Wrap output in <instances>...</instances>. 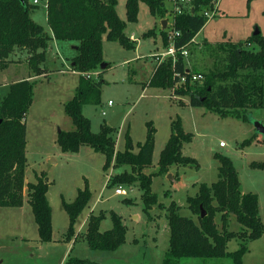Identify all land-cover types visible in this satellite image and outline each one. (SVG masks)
<instances>
[{
	"label": "rangeland",
	"instance_id": "374dc122",
	"mask_svg": "<svg viewBox=\"0 0 264 264\" xmlns=\"http://www.w3.org/2000/svg\"><path fill=\"white\" fill-rule=\"evenodd\" d=\"M29 1L34 5V0ZM46 1L40 0V4L31 11L33 20L45 28L48 26ZM126 4L127 0H119L118 14L127 22L126 33L135 34L139 44L135 49H127L119 42L104 37V63L107 66L90 73L92 79L104 81L101 103L86 105L83 112L91 120L92 131L96 134L105 123L109 124L122 114L115 127L118 151L125 150L127 133L135 145L144 143L148 123H153L156 129L154 164L145 169V173L154 177L153 191L159 197L160 206L155 205L149 214L145 212L139 183L110 186L111 178L125 171L131 172V167L115 168L112 164L105 171V156L88 146L82 147L78 153L62 152L58 144L60 131L75 129L65 105L74 98L79 85L80 75L73 69L70 58L78 51L68 45L63 48L61 44L63 53L70 54V59L64 62L51 45L43 65L44 73L34 79V100L26 119L28 167L25 183H36L38 176L45 177L50 183L48 198L53 210V241H41L26 187L25 202L28 203L23 209L0 208V264H63L70 256L99 264H161L170 247L167 209L172 202H176L183 216L197 219L187 199L198 193L202 183L211 185L219 180L220 162L215 158L216 154L232 159L244 193L259 196L260 217L264 223V170L251 166L254 162H264V137L254 124V121L264 124V108L249 110L248 121L231 115L223 117L205 107H193L189 97H174L171 90L149 86L157 63L167 49L164 47L163 52H158V47L162 50V36H144L156 25L160 29L158 32H162L163 27L145 3L140 5L138 22H128ZM167 8L168 13L161 20L170 22L167 29L170 32L175 15L173 3L168 2ZM257 30L264 37V0H221L217 15L208 21L198 37L203 47L196 43L188 49V67L197 74L214 69L219 55L216 45L245 43ZM150 33L156 34L155 31ZM29 58L27 52L19 50L11 56L13 62L9 67L0 69V101L14 80L32 74ZM128 60L131 62L127 63ZM178 119H181L185 132L193 134V141L184 146V154L195 158L198 163L194 166L175 165L158 176L161 153L172 134V125ZM248 141L252 142L246 144ZM221 142L227 146L220 147ZM86 184L93 196L75 225L76 235L69 241L70 218L63 202H74ZM121 187L127 191V196L117 195L116 190ZM101 212L106 214L101 224L102 232L113 228L111 212L123 217L127 237L117 251L93 250L85 239L90 216ZM217 224L220 229L223 228L220 215ZM240 228L232 216L229 230L240 232ZM241 242L239 239L232 240L228 244V252L237 251ZM248 248L243 263L264 264V236L248 241ZM181 263L233 264V260L228 257L183 259Z\"/></svg>",
	"mask_w": 264,
	"mask_h": 264
},
{
	"label": "trees",
	"instance_id": "16d2710c",
	"mask_svg": "<svg viewBox=\"0 0 264 264\" xmlns=\"http://www.w3.org/2000/svg\"><path fill=\"white\" fill-rule=\"evenodd\" d=\"M172 0H127V20L138 22L141 3L147 4L152 16L164 19L167 4ZM48 24L52 37L44 26L31 16L34 5L29 0H0V69L13 62L11 56L19 50L30 55L31 78L44 73L50 42H77L78 54L73 58V69L80 73L79 85L74 98L65 105L75 129L61 131L58 144L64 153H78L84 146L105 156L104 170L113 167H131L111 178L110 186L140 184L146 213L159 205V197L153 191V175L145 169L153 166L156 129L148 123L144 143L134 144L126 135L124 151L116 149L117 128L105 123L99 133L92 131V123L84 115V106L101 103L104 81L92 79L87 74L104 63V37L119 42L127 49L136 44L126 33L127 22L118 14L119 0H48ZM194 12L174 15L170 32L162 30L166 49L170 47V36L174 32L176 60L169 57L157 63L149 86L171 90L174 96L189 97L193 107H205L221 116H236L248 121L249 110L264 108V37L252 35L245 43L218 44L215 68L204 75L202 83H191L194 73L182 54L183 48L196 44L193 40L208 23L205 12L211 10V0H193ZM148 32L144 37H150ZM251 44L252 49L246 48ZM246 46V47H245ZM177 74L187 77V83L178 85ZM36 81L26 79L12 83L0 101V208H21L25 203V188H28L29 204L38 224L40 239L44 243L53 241V210L48 198L50 183L43 176L36 183H25L28 167L27 115L33 104ZM193 141V134L185 132L181 119L172 125V134L161 153L157 175H163L175 165L194 166L197 160L184 154V146ZM252 142V141H251ZM245 142L246 144L251 143ZM138 148V151H136ZM220 162L219 180L211 185L202 183L198 193L188 197L187 202L197 219L185 217L181 207L172 202L167 209L170 226V247L161 264H182L183 259L231 258L233 264H244L249 251L248 241L259 240L264 235V223L260 217L259 196L244 193L239 172L231 158L216 154ZM264 170V162L251 165ZM45 176V174H44ZM93 193L88 184L80 190L74 202H63L70 218L67 239L76 235L75 225L88 207ZM203 211L206 213L202 217ZM221 216L223 228L217 224ZM234 216L240 224V232L230 231V219ZM105 213L92 214L89 218L85 239L93 250L114 252L126 242L127 227L123 217L111 212L113 228L101 231ZM235 239L242 244L237 251L228 252V244ZM64 264H99L78 257H69Z\"/></svg>",
	"mask_w": 264,
	"mask_h": 264
},
{
	"label": "built area",
	"instance_id": "2783aa9c",
	"mask_svg": "<svg viewBox=\"0 0 264 264\" xmlns=\"http://www.w3.org/2000/svg\"><path fill=\"white\" fill-rule=\"evenodd\" d=\"M221 0H211L212 8L211 10H208L205 12V16L208 18V20L213 19L219 10ZM172 3L174 5L173 12L175 15H180L184 13H193L194 12V6H193V0H172ZM40 4V0H34V5L38 6ZM179 32H174L170 36V47L169 49L162 54V57L160 58V62L164 60L165 57H173L176 60V55L178 53V50L175 47V37L179 36ZM194 41V40H193ZM189 48H183L182 54L186 57L189 54ZM89 77H91V74H87ZM179 79L178 85H184L187 83V77L184 75L177 74L176 75ZM205 77L202 74L193 73L191 76V83H202L204 81ZM1 92V91H0ZM176 97V96H174ZM227 144L225 142L220 143V147H226ZM117 195L121 196H127V191L121 187L116 190Z\"/></svg>",
	"mask_w": 264,
	"mask_h": 264
},
{
	"label": "crops",
	"instance_id": "0c3cea01",
	"mask_svg": "<svg viewBox=\"0 0 264 264\" xmlns=\"http://www.w3.org/2000/svg\"><path fill=\"white\" fill-rule=\"evenodd\" d=\"M47 2H48V0L45 2V8L47 9V23H48V4H47ZM172 3V2H171ZM152 15V14H151ZM154 17V16H153ZM156 18V17H155ZM154 18V19H155ZM159 21H160V24L162 25V27H163V22H164V20H161V19H159ZM156 23V22H155ZM169 24H170V22H168L167 21V27L169 26ZM207 25V24H206ZM164 28L163 27V30H166V29H169V27L168 28ZM206 27V26H205ZM204 27V28H205ZM203 28V29H204ZM46 29V31L52 36V37H54V34H53V31H52V29H51V27L49 26V24H48V26H47V28H45ZM202 29V30H203ZM160 29H159V27L156 25L155 27H154V29L153 30H151V31H155L156 32V34H152L150 37H158V35L159 36H162V33L161 32H158ZM151 31H149V32H151ZM202 32V31H201ZM200 32V33H201ZM200 33L196 36V38L194 39V42L195 43H200L199 41H198V37H199V35H200ZM127 34H128V32H127ZM128 36L130 37V38H133L132 40L133 41H135V44H136V48H137V44H139V41H137L138 39H137V37L135 36V34H131V35H129L128 34ZM162 39H163V37H162ZM58 42H62V41H58V40H56L55 38L50 42V45H49V48H50V46L51 45H54V47H55V49H56V51H57V53L62 57V60L65 62V59H67L68 57H70L69 55L70 54H64L63 53V51H62V47H61V44H62V46H63V48L65 47V46H70L71 48H73V49H76L77 48V42H65V41H63V43H58ZM200 45L203 47V45L200 43ZM73 46V47H72ZM194 46V45H193ZM164 47H165V49H166V46H165V44H164V41H163V44H162V50L158 47V52H163L164 51ZM48 48V49H49ZM192 48V47H191ZM191 50V49H190ZM167 51V50H166ZM165 51V52H166ZM164 52V53H165ZM47 53H48V51H47ZM153 54H151V56H152ZM76 56V55H75ZM75 56H71L70 58H72V61H73V58L75 57ZM70 58H68V59H70ZM137 58H135L134 60H136ZM129 62H127V63H130L131 61L130 60H128ZM133 61V60H132ZM72 65H73V67H74V63H72ZM107 66V65H106ZM79 75H80V73H79ZM26 79H29V80H31V79H35V78H31V74L30 75H28V76H26V78H22L21 80H14V82H12V83H16V82H20V81H23V80H26ZM11 83V84H12ZM10 84V85H11ZM27 123V122H26ZM28 129V128H27ZM223 148H225V147H223ZM27 152H28V145H27ZM28 202H25L24 203V206L27 204ZM24 206L23 207H21L20 209H23L24 208ZM15 209V208H14ZM264 236V235H263ZM64 264V263H63Z\"/></svg>",
	"mask_w": 264,
	"mask_h": 264
},
{
	"label": "water",
	"instance_id": "95a60500",
	"mask_svg": "<svg viewBox=\"0 0 264 264\" xmlns=\"http://www.w3.org/2000/svg\"><path fill=\"white\" fill-rule=\"evenodd\" d=\"M21 1L24 3V0H21ZM163 27H164V28L167 27V21H164V22H163ZM258 34H260V31H259V30H257V31L254 33V35H258ZM74 65H75V63H74ZM106 65H107V64L103 63V64L101 65V67L104 68V67H106ZM121 116H122V114L117 115V116H116V117H115V118L109 123V125H110L111 127L115 128L116 125H117V123H118V121L120 120ZM0 123H1V121H0ZM254 124H255V127H256L258 133L262 134L263 137H264V124L261 123V122H259V121H254ZM60 132H61V131H60ZM168 178H171V175H168ZM205 216H206V213L203 211V213H202V217H205Z\"/></svg>",
	"mask_w": 264,
	"mask_h": 264
}]
</instances>
